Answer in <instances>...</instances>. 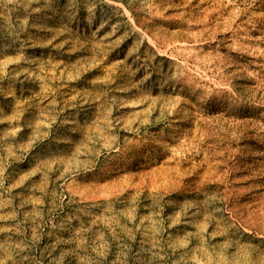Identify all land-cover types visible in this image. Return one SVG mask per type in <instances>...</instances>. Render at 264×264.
<instances>
[{
	"label": "rangeland",
	"instance_id": "1",
	"mask_svg": "<svg viewBox=\"0 0 264 264\" xmlns=\"http://www.w3.org/2000/svg\"><path fill=\"white\" fill-rule=\"evenodd\" d=\"M0 264H264V0H0Z\"/></svg>",
	"mask_w": 264,
	"mask_h": 264
},
{
	"label": "bare ground",
	"instance_id": "2",
	"mask_svg": "<svg viewBox=\"0 0 264 264\" xmlns=\"http://www.w3.org/2000/svg\"><path fill=\"white\" fill-rule=\"evenodd\" d=\"M174 129V128H173Z\"/></svg>",
	"mask_w": 264,
	"mask_h": 264
}]
</instances>
